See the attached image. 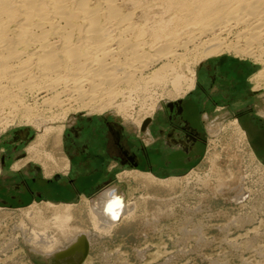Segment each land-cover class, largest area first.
<instances>
[{
	"label": "rangeland",
	"instance_id": "1",
	"mask_svg": "<svg viewBox=\"0 0 264 264\" xmlns=\"http://www.w3.org/2000/svg\"><path fill=\"white\" fill-rule=\"evenodd\" d=\"M138 1L135 0L136 3ZM140 1L142 5L145 2L146 8L150 9L148 12L152 13L151 18L155 17L153 20L156 17L159 19L162 13L166 14L165 17L169 16L167 19L176 14L171 11L167 15V4L160 3L161 0ZM157 3L159 6L155 5ZM137 5L127 3L128 9ZM188 29H184V36ZM183 35L184 47L180 49L183 57L169 61L176 68L175 72L171 71L172 74H167V77L157 82L148 80L147 84L140 83L136 87L139 90L134 88L124 96L119 95L110 107L101 112L95 109L73 110L70 116H75L79 124L84 123L83 117L103 115L136 125L147 117H158L161 121L167 103L187 99L191 93L199 92H178L175 83L185 89L187 80L194 74L197 76L201 63L221 55L250 64L247 69L252 70L241 95L243 101L240 104L227 101L220 111L209 112L208 122H217L213 127L207 125V143L198 161L171 168L169 172L131 174L122 180L113 181L112 185L124 194L125 197L119 195L125 204L134 203L136 207L132 215L121 217L110 233L100 234L95 230L91 218L90 210L99 202L102 194L69 204L73 205L69 209L72 215L69 229L79 227L90 241L89 252L79 264H264V81L255 76L262 65L251 57L236 53L233 48H223L204 59L199 55L193 56L191 51L194 46L185 44V38L190 39V36ZM241 47H244L242 43ZM178 74L182 76L181 82L177 79ZM175 78L177 82H173ZM32 100V97H28L27 103L32 104ZM2 110L6 114L0 113V158L6 156V170L11 156L22 153L27 152L29 158L37 161L42 157L52 158V150L61 147L63 139L71 130L65 113L41 112L40 118L54 122L55 128L66 126L67 131L65 136L39 138L35 124L28 123L23 115L9 113L7 108ZM49 114L51 117L47 116ZM27 129L29 132L25 138L18 135ZM17 141L20 142L19 149L14 152L10 147L16 145ZM66 205L33 199L21 205L0 204V264H55L54 255L71 246L76 235L72 234L71 240L61 239L54 252L50 253L36 248L28 237L34 228L48 230L51 235L58 237L59 232L51 218L58 212L62 213ZM36 214L44 218L39 215L35 217ZM60 264L66 262L61 261Z\"/></svg>",
	"mask_w": 264,
	"mask_h": 264
},
{
	"label": "bare ground",
	"instance_id": "2",
	"mask_svg": "<svg viewBox=\"0 0 264 264\" xmlns=\"http://www.w3.org/2000/svg\"><path fill=\"white\" fill-rule=\"evenodd\" d=\"M139 1L0 0V113L4 114L2 109L7 108L9 113L23 115L28 123L37 126L39 138L65 136L66 126L55 128L54 122L40 118V113L60 111L66 114L65 119L70 124L77 119L70 116L73 110L101 112L110 107L116 97L124 96L140 83L167 77L171 71H176L169 61L183 57L180 49L184 47L182 35L186 28L190 29L183 36H190V39L185 38V44L194 46L193 56L204 59L223 48H233L236 53L261 63L255 76L264 81V0H161L160 3L167 4V15L171 11L176 14L167 19L169 16L162 13L156 20L151 18L145 2L142 5ZM128 2L138 5L128 9ZM198 40L199 43H195ZM241 43L244 47L240 48ZM177 77L181 82L182 76ZM195 85V74L187 80L185 89L175 83L178 92L192 90ZM28 97L33 98L32 104L27 103ZM6 122L8 124L7 118ZM28 132V129L20 131L21 135ZM108 194L114 196L108 198ZM72 206L68 203L63 207L65 210L60 209L62 213L52 215L58 237L48 230L34 228L28 237L30 243L50 253L61 239H69L74 234L69 247L80 250L84 239L89 238L79 227L69 229ZM135 207L134 203L125 204L121 195L104 191L90 210L95 230L100 234L110 233L121 217L134 213ZM77 250L76 256H79L81 252Z\"/></svg>",
	"mask_w": 264,
	"mask_h": 264
},
{
	"label": "crops",
	"instance_id": "3",
	"mask_svg": "<svg viewBox=\"0 0 264 264\" xmlns=\"http://www.w3.org/2000/svg\"><path fill=\"white\" fill-rule=\"evenodd\" d=\"M247 66L249 63L228 55L201 63L192 89L199 92L191 93L187 99H179L190 106L191 112L186 114V120L201 134V142L193 151L191 148L181 151L178 146L169 145L166 120L161 122L158 118L154 127L144 131L141 123H126L107 115L86 116L82 118V124L70 122L71 130L61 147L52 150L56 160L42 157L37 161L29 158L26 152L11 156L12 163L10 160L6 170L8 160L5 155L1 157L0 175L6 181L0 190L7 188L10 191L12 188L17 189V195L33 196V200L75 204L90 200L105 190L124 196L118 187L112 185L113 181L122 180L124 176L169 172L171 168L198 161L207 143V125L213 127L217 122H208L209 112L220 111L227 101L237 104L243 101L241 95L252 70ZM168 115L164 113L165 118ZM19 145L17 141L10 148L16 152ZM132 155L140 158L139 165L129 162ZM43 161L48 162L44 164ZM27 201L31 200H23L24 203Z\"/></svg>",
	"mask_w": 264,
	"mask_h": 264
},
{
	"label": "flooded vegetation",
	"instance_id": "4",
	"mask_svg": "<svg viewBox=\"0 0 264 264\" xmlns=\"http://www.w3.org/2000/svg\"><path fill=\"white\" fill-rule=\"evenodd\" d=\"M190 110V106L186 103L184 105V102L179 101H173L166 104L165 112L170 114L168 116L163 115L161 118L163 121L166 122V125L168 127L167 129V135L169 137V145H176L178 146V150L181 151H187L191 148V151L196 149L197 145L201 142V134L198 131L196 127H194L188 120H186V114ZM158 117L153 118L147 117V120H145L141 123V126L143 127L144 131H148L149 127H154L156 125V120ZM264 128V123H263ZM18 135L25 138L27 136L21 135L19 132ZM129 162L133 164H140V158L136 157L135 155H132L129 157ZM5 179L2 175H0V187L5 186ZM10 191H7V188L0 190V204H23V200H32L33 196H26L24 195H17L16 191L17 189L10 188ZM106 191V190H105ZM111 194V193H110ZM110 194L107 195V197H113ZM110 195V196H109Z\"/></svg>",
	"mask_w": 264,
	"mask_h": 264
},
{
	"label": "water",
	"instance_id": "5",
	"mask_svg": "<svg viewBox=\"0 0 264 264\" xmlns=\"http://www.w3.org/2000/svg\"><path fill=\"white\" fill-rule=\"evenodd\" d=\"M90 249V242L87 239H84L83 245L80 250H77L76 247H69L60 252H57L53 260L55 264H60L61 261H65L66 264H79L82 262L83 259L87 256ZM77 252L80 251L81 253L79 256H76ZM75 256V257H74Z\"/></svg>",
	"mask_w": 264,
	"mask_h": 264
}]
</instances>
